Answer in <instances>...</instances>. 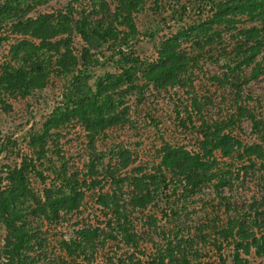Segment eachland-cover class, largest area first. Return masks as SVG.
<instances>
[{
    "label": "trees",
    "instance_id": "16d2710c",
    "mask_svg": "<svg viewBox=\"0 0 264 264\" xmlns=\"http://www.w3.org/2000/svg\"><path fill=\"white\" fill-rule=\"evenodd\" d=\"M2 42L0 92L63 102L0 164V264H264V0H0Z\"/></svg>",
    "mask_w": 264,
    "mask_h": 264
},
{
    "label": "rangeland",
    "instance_id": "374dc122",
    "mask_svg": "<svg viewBox=\"0 0 264 264\" xmlns=\"http://www.w3.org/2000/svg\"><path fill=\"white\" fill-rule=\"evenodd\" d=\"M128 39H135V37H129ZM140 39L143 40L138 42L134 47L136 54L142 61L154 58L156 56V49L154 46L156 41H152L149 37H141ZM7 40L8 43L16 41V39ZM8 46L9 44H7V42H2L0 46V65L8 58ZM106 69L107 68L96 71L95 75H97V77L99 75H104ZM263 87L264 85L262 84H253L251 89L259 91L263 89ZM62 94V85L60 84L59 78L56 77H52L50 83L44 89L33 91L25 98L14 99V97L10 95L7 96L6 93L0 92V164H8L12 167L14 163H21L25 155L27 158H30L29 156L31 153L27 147V140L24 139L25 132H28L29 129L35 126L40 129L38 130V134L42 132L41 127L45 124L48 115H50L54 108L60 106L63 102ZM246 124L247 122L243 121L244 129L247 130V136L250 137V131L246 127ZM13 132H16V134H14L11 139L17 138V145L11 146L12 149L6 152V150H2L1 147L8 145L6 138ZM174 134L176 135V133ZM162 135V131L159 130L156 135V141H153L156 146L159 145V139L162 138ZM3 171H6V169H3ZM36 187L40 188V185L37 184ZM2 235L3 232L0 231V237Z\"/></svg>",
    "mask_w": 264,
    "mask_h": 264
}]
</instances>
